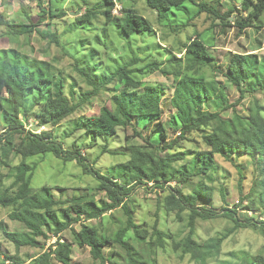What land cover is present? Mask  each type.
Wrapping results in <instances>:
<instances>
[{"label":"clouds","instance_id":"1","mask_svg":"<svg viewBox=\"0 0 264 264\" xmlns=\"http://www.w3.org/2000/svg\"><path fill=\"white\" fill-rule=\"evenodd\" d=\"M72 3L0 0V209L6 213L0 219L7 225L8 235L16 234L14 245L0 227V264H74L78 242L69 238L65 244L60 237L69 235V228L75 224L64 221L63 232H50L43 224L21 227L31 214L39 213L46 222L49 211L59 214L61 210L67 211L73 221L95 228L89 239H102L108 232L120 244L132 245L136 233L145 236L139 248H133V252L140 251L134 264H143L149 256L155 264H240L242 257L256 258L264 264V248L238 241L244 229L264 232V147L256 145L252 137L257 133L260 139L258 130L264 129V72L254 68L255 77L248 73L229 81L228 67L237 62V57L244 63L247 53L234 48L236 55H230L224 47L246 35L245 45L259 41L257 51L264 63V0H218L223 5L219 21L214 14L196 15L202 0H195L192 12L179 17L161 16L159 6L149 7L146 0H141L135 15L151 21L156 34L125 41L115 37L112 29L116 43L85 63L80 58L86 50L76 37H95L104 27V17L97 12L94 29L75 33V17L68 13ZM173 3L179 5L180 0H161L166 7ZM246 4L250 6L244 10ZM75 5L82 6L81 0H75ZM233 5L240 10L239 15H229ZM126 6H131L127 0H115L113 15L123 16ZM53 10L66 14L50 20L47 16ZM205 32L208 39L202 38ZM226 32L228 37L221 39ZM157 43L163 47H156ZM41 52L47 54L41 57ZM205 56L216 59L201 63ZM41 59L50 65V92L34 87L35 72L28 79L24 78L29 76L26 71L21 74L30 64L42 67ZM101 59L103 64L99 63ZM72 68L83 72L75 84L68 76ZM200 69L206 75L204 80L195 81L198 90L211 84L215 94L210 99L205 94L196 101L194 94L189 95V85ZM129 72L132 78L125 83ZM29 87L33 88L31 92ZM150 90L159 98L154 106L144 104ZM130 92L135 96L125 95ZM166 97L177 99L173 115L180 123L173 125L171 116L165 121L167 140L161 143L152 132L158 121L144 129L142 114L158 111ZM105 105L114 122L104 124V130L94 139L86 133L104 115ZM37 116L46 123L41 124ZM233 116L234 131L228 132V118ZM113 129L115 133L109 136ZM225 139L232 141L227 158L217 150ZM129 142L131 152L112 155ZM188 148L204 153L201 160L205 162L196 164L192 156H185L165 159L161 164L162 150L178 153ZM208 159L211 163L206 162ZM120 162L129 168L116 175L110 165ZM181 165H188V170L185 172ZM137 167L144 169L147 179L138 174ZM165 168L167 182L161 180L157 185L159 173ZM105 179L119 185V190L104 183ZM61 187L66 191L61 193ZM117 197L127 204L123 212ZM101 199L112 205L111 212L101 215L107 211V206H102L89 213L87 202L95 200L99 206ZM134 205L139 206L129 220L124 213ZM76 207L83 208L84 213L73 211ZM112 213L124 220L114 222ZM206 218L212 220L215 231L202 230ZM144 219L149 221L146 226ZM53 236L59 244H49ZM225 238L235 245L231 256L221 247ZM37 239L41 244L34 246ZM82 243L88 246L87 239ZM109 250L96 254L95 264H113L107 255ZM29 252L30 256L25 254ZM121 257L118 264H127L123 250Z\"/></svg>","mask_w":264,"mask_h":264},{"label":"trees","instance_id":"2","mask_svg":"<svg viewBox=\"0 0 264 264\" xmlns=\"http://www.w3.org/2000/svg\"><path fill=\"white\" fill-rule=\"evenodd\" d=\"M147 4L149 7H160V15L161 16H165L169 10H171L172 8H182V5L186 2H191L193 4L196 5L195 0H180L179 5H177L176 3L171 4L170 7H166L163 6L161 4V0H146ZM100 7L102 9H104L103 11V15L105 16L107 21H111L114 22L115 24H118L121 27V30L123 33H125L126 35H132L135 33H146L149 31H154V25L152 22H150L149 20H147L144 16H138L135 15V13L138 11L136 8L134 7H128L125 8L124 7V12H123V16H117L113 15V10L115 8V0H103L100 4ZM250 5L246 4L245 9L247 10V7H249ZM200 8V12H207L208 14H214L216 15L217 20L220 19V8H222V6L218 3V0H202V3L199 5ZM238 12V14H240V10H238L237 8L231 9V12L229 13V15H231L232 13ZM94 13L93 10L87 9V11L79 16H77L75 18L74 21H78V22H86L88 20H90L92 14ZM66 13L64 11H59V12H54L51 11L49 13V15L51 16V18H60L61 16L65 15ZM255 19V17H254ZM231 26V25H229ZM258 49V48H257ZM257 49H255V51H252L250 53H248L247 51H245L247 53V57L244 63H239V59H242L241 57H237V62H234L232 64H230V66L228 67L227 73H226V78L231 81L233 79V77L236 78H243L246 74L250 73L251 77H255L257 75V71H254V68H258V70L260 72H264V63H262L261 60V56L258 53V51H256ZM95 51L93 49L92 55H94ZM230 55H236L235 52H230ZM216 59V57H208L205 56V60L202 61L201 63H208L212 60ZM81 63H85L80 59ZM34 63V62H33ZM42 67L40 68H34L31 64L28 66L27 69H22V75L23 72L26 71L29 76H25V79H28L31 76V73L35 72L36 75L34 77V79L36 80V84L34 85V87L37 88V90L41 89V88H47L48 91H51V85L53 83L52 79L50 78V76L48 75V69L50 67V65H48L43 59H41L40 61ZM203 69L197 70L196 75L193 78V82L189 85V87L192 89V92L189 93V95H193L194 94V98L196 101H199L201 96L207 94V97L210 99L212 97V95H214L215 93L212 91V89L214 88V85L208 84V85H202L200 86V88L202 90H198V86L196 84L195 81L197 80H204L205 79V74L203 72ZM79 75H83V72L80 69L77 68H72V71L68 73L69 76V80L71 83L75 84L78 83V79L77 77ZM132 78V73L129 72L128 75L125 77V83H127L129 80H131ZM221 83V82H219ZM33 90L32 87L28 88V91L31 92ZM151 91L150 90V95L147 99H145L144 104L146 106H154L157 102H158V97L157 96H153L151 95ZM125 95H132L135 96V92H130V93H125ZM117 99L116 97H113V100ZM168 103L170 104L171 107L175 108L178 106V101L175 98H171L170 102H163V106L158 110V111H145L142 114V118L144 119H158L157 117H159L162 113H163V109L164 106H167ZM253 111H255V109H253ZM35 115V114H34ZM150 117V118H149ZM130 119L134 118V115H130L129 117ZM37 119H40L41 124H45L46 121L44 119H42L41 117L37 116ZM150 120H146V125H149V123L151 122ZM229 119V127H228V132H233L234 129L231 127V125L233 123L236 122L235 117H230ZM251 119V118H249ZM176 121H178L180 123V120L177 116L174 117V123H176ZM114 122V118L108 114L107 111V106L105 105V109H104V115L100 118L99 121H97L93 127H91L89 129L88 133H92L95 138L96 136L102 132L104 130L103 126L104 124H110ZM158 126V125H157ZM161 131L158 133L160 136V140L161 143H164L167 140L166 137V130L165 128H163V125ZM153 133L156 132L155 129L152 130ZM259 136L260 139H257V133H253L252 137L253 139L256 141V145L264 147V144H261V139H264V129H259ZM115 133V129L112 130V132L109 133V136L113 135ZM87 134V133H86ZM223 134V133H221ZM125 140H128V137H124ZM242 143H251L250 141H241ZM173 143H175V141H173ZM232 141H229L227 139H225V141L223 142L222 145L218 146V151L220 153L221 156L227 158V156L229 155V153L232 151V147H231ZM125 149L121 150V152L119 153H115V154H128L129 152L132 151V147H131V143L129 142L128 145H124ZM238 147V146H237ZM253 151H255L256 149L253 148ZM168 153V152H166ZM195 155L193 157V159L195 160L196 164H201L204 163L205 161L201 160V157H203L205 154L202 152H199L197 149L195 150ZM193 153V154H194ZM211 153L208 154V157H211ZM161 156L163 157V159H161V164L163 165L165 162V159H171L172 157H177V158H184L186 156V154L184 152H179V153H172L169 152V154L167 155H163V153H161ZM207 163H211V160L208 159L206 161ZM181 167L183 168V170L186 172L188 170V165H181ZM118 171L119 174L121 175L123 173L124 170H127L129 168V165L127 163L124 162H120L118 164ZM137 172L140 175H144L145 178L147 179V175L144 172L143 168L137 167ZM168 176V171L165 168L164 171H161L159 173V176L156 180V184L159 185L161 180H164L165 183L166 181V177ZM104 183H108L111 185V181L108 180H104ZM112 187L116 188L119 190L120 186L119 185H111ZM47 195V193H46ZM33 204L36 203L35 199H33ZM104 204L102 205H97V206H93L91 208H88L89 213L94 212L97 210L98 207H102V206H107V211H103L100 214L104 215L105 213L109 212L112 210V205H109L107 201L103 202ZM117 204L118 205H122V207L124 209L127 208V204H124L123 201H120L119 198L117 197ZM73 211L83 214L84 213V209L80 208V207H76L73 209ZM129 220H131L132 218V213L130 211V209L127 211ZM22 219V218H21ZM88 219H93L92 215L89 214ZM210 218H206L204 220H209ZM64 221L68 222V225H72L73 223L77 222V221H73L72 218L68 215V212L65 210H61L60 213H56L54 211H49L47 213V221H43V219L41 218L39 213L36 214H31L28 218V222L25 225V227H35L39 224H43V226L47 229H49V231L51 232L53 229H58L61 232L64 231L65 229V224ZM0 227H3V229L5 230V235L7 236V239L10 240L14 245L16 244V240L13 239V235H8L6 229H7V225L4 224V222H0ZM135 227H139V225H136ZM95 232V228L91 227L89 224H81V229L79 230V232L77 233V239H78V244L80 246H84V244L82 243L83 239H87L88 240V247L90 248V252L93 256V258L95 259V255L99 254L101 251H103L107 244L109 242H116V238L109 236V235H105L103 234L102 239H89V237ZM261 234H263L264 236V232H260ZM18 234V233H17ZM138 238V240H144L145 236L139 235L138 233L135 234ZM226 239V238H225ZM61 240V238H60ZM60 240H56L55 243L59 244ZM65 244L68 243L69 240H63ZM224 241V240H223ZM223 241H221V245L223 243ZM37 240L34 241V246H38L37 245ZM179 243V242H178ZM127 253V264H134V259L137 255H139V252H133V245H128L127 243L125 244H121ZM17 247H19V245H17ZM179 250V249H178ZM111 257V256H110ZM112 258V257H111ZM113 260V264H118V262L114 259ZM143 264H149V262H146L145 260L143 261ZM250 264H260L259 259L253 258L250 260Z\"/></svg>","mask_w":264,"mask_h":264},{"label":"rangeland","instance_id":"3","mask_svg":"<svg viewBox=\"0 0 264 264\" xmlns=\"http://www.w3.org/2000/svg\"><path fill=\"white\" fill-rule=\"evenodd\" d=\"M102 1L103 0H81V5L82 6H80V5H75V0H73V3L69 4V6H68V13L71 14L72 16H74L75 18L77 16L85 13L87 11V9H90V10L94 11V13L92 14L90 20H88L86 22L73 21V26H74L73 31L75 33L87 32V31H91L92 29H94L96 27V24L98 23V21L96 20V13L97 12H99L100 15H102L104 17V27H102L100 29V32L95 37H93L91 39L89 37H87V36H83V37L77 36L76 37L77 43H79L80 47L86 50L85 56L80 58L83 62H86L87 60H91V59H94L96 57L101 56L103 51L106 48H111L116 43L115 37H119L122 40L129 41L130 38H132V37L154 36L156 34V28L154 26V29H155L154 31H149V32H146V33H135V34H132V35H126L125 33L122 32L121 27L118 24H115L114 22H111V21L109 22V21L106 20L105 16L103 15L104 9H102L100 7V5H99ZM116 1L118 3L121 2V0H116ZM207 1H210V0H207ZM127 3L129 5H131V6H126L125 8L134 7L137 10H139L137 6L138 5L142 6L141 0H127ZM221 6L223 7V5H221ZM194 7H196L195 4H193L191 2H186V3H184L182 5V8H179V9L172 8L171 10L168 11V13L166 15L170 14L172 17H179L181 14L188 15V14H190L192 12ZM234 8H236L235 5H233L232 9H234ZM123 9H124V7H123ZM53 11L54 12H59L57 10H53ZM76 12H79V14L78 15H74V13H76ZM201 13H207V12H197L196 15H201ZM235 14L239 15L238 12H235ZM117 16H120V15H117ZM114 17H115V15H114ZM47 18L50 19V20L59 19V18H54V19L51 18V16L49 14H48ZM217 21H219V20H217ZM205 22H206V20H205ZM64 23H67V21H64ZM157 23H159V21H157ZM193 26H195V25H193ZM45 27H48V25L46 24ZM229 28L231 30L232 26H229ZM112 29H115V37H112ZM241 35H242L241 41L228 43V44H226L224 46L225 50L229 51V54H230V52H234V51H232L234 48H242L245 51H247L248 53H250L252 51H255V49H257V48H259L261 46L259 41H257L255 44L245 45L243 43V41L247 40L248 37L246 35H243V34H241ZM227 37H228V33L226 32L221 37V39H225ZM202 38L208 39V33L205 32L203 34ZM69 43H71V42H69ZM144 47L148 48V47H150V45H144ZM156 47H158V48L159 47H163V45L157 43ZM93 49L95 51L94 55H92ZM46 54L47 53L41 52V57H43ZM99 63L103 64L104 63L103 59H101L99 61ZM204 74L206 75L205 72H204ZM220 82L223 83V81H220ZM170 99L171 98L166 97L164 101L165 102H170ZM173 110H174V108L171 107L170 104L168 103L167 106H164L163 113L159 117H157L158 119H155V118L151 119L149 117L151 119V122L149 123V125H146V122L148 120H150V119L147 120V119L143 118V120H144V129H149L150 125H152L154 121H158V123L155 124V128H154L156 130V132L153 133V134H157L159 136L158 133L162 129L161 125H163V128L166 129L164 131H166V137H167L168 129L166 127L165 121L168 120L169 117L171 116V122H172L173 125L179 123L178 121H176V123H174L175 115H173ZM89 134L92 135L93 138L95 139V136L92 133H87L86 135H89ZM173 134H175V133H173ZM219 134L222 135L221 133H219ZM123 149H125L124 145H122V147H121V150H123ZM195 150L196 149H194V148H188V149H185L184 151H181V152H184L186 154V156H192L193 153L195 152ZM169 152H171V151H168V153L163 152V150L161 151V153H163V155H167V154H169ZM112 155L116 156V155H121V154L112 153ZM123 155H126V154H123ZM118 164L110 165L112 171L116 175L119 174V171H118V168H117ZM69 167H71V163H69ZM72 178L75 179V175L74 174H73ZM58 190L61 193L66 191V189L64 187H61ZM104 201H106V200L101 199L100 200V205L104 204L103 203ZM87 203H88V208H91L93 206H97V203H96L95 200H90ZM138 206L139 205H134L133 208L130 209L132 214L134 213L135 208L138 207ZM120 211L123 212L124 208L121 207ZM109 212H111V211H109ZM107 214H108V212L105 213L104 215H107ZM4 215H6V213L4 212L3 209H0V217H2ZM124 215L128 216L127 212L124 213ZM9 218L12 219V217H9ZM137 218H139V217H137ZM112 219H113L114 222L118 223V222L123 221L124 217L123 216L117 217L115 213H112ZM91 221H92V219H89V222H91ZM0 222H4V221L2 219H0ZM142 223H143V225L146 226V225H148L149 221L147 219H144V220H142ZM73 224H75V226H72V227L69 228V235H62L60 237L61 240H69V238H72V239H75L78 242L77 233L81 229V224L79 223V221H77V222H75ZM21 227H25V225L22 224ZM202 230L215 231L216 227L213 225L211 219L203 220L202 221ZM116 231H117V234H119L120 230L117 229ZM103 234L109 235L108 232H104ZM112 237H114V236H112ZM114 238H116V237H114ZM261 240H264L263 234H261L260 232H257L255 229H244L238 234V241H245V242H248L251 245H257L258 244L261 248H264V243H261ZM53 241L54 242L56 241L55 236H53L52 240L49 241V244L51 245V243ZM139 241L140 240H138L137 236L135 235V239L133 240V244H132L134 246V248H137V249L139 248ZM37 242H38L37 245L39 246L41 244V240L37 239ZM114 244H115V250H113ZM221 247L226 251L227 255L231 256L232 255V249L235 247V245L232 243V241H229L226 238L223 241ZM106 248L110 249L108 251L107 255L109 257L111 256L112 259L116 260L117 262L119 261L120 258H122L121 257V251L122 250L125 252V255L127 257V253H126L125 248L118 241L109 242L107 244ZM142 251H144L145 255L148 254L147 250H142ZM177 251H179V250L177 249ZM138 252L140 254V251H138ZM25 254L30 256L32 253L29 252V253H25ZM76 255H77L78 259L74 262V264H95V259L93 258L92 254L90 252V248L88 246L85 248L84 246H80L78 244V249L76 251ZM6 259H7V257H6ZM250 260L251 259H249L247 257H242L241 261H240V264H250ZM145 261L149 262V264H155V261L150 256Z\"/></svg>","mask_w":264,"mask_h":264},{"label":"water","instance_id":"4","mask_svg":"<svg viewBox=\"0 0 264 264\" xmlns=\"http://www.w3.org/2000/svg\"><path fill=\"white\" fill-rule=\"evenodd\" d=\"M78 14H79V12L74 13V15H78Z\"/></svg>","mask_w":264,"mask_h":264},{"label":"built area","instance_id":"5","mask_svg":"<svg viewBox=\"0 0 264 264\" xmlns=\"http://www.w3.org/2000/svg\"><path fill=\"white\" fill-rule=\"evenodd\" d=\"M117 5V4H116ZM120 12H122V8L119 9Z\"/></svg>","mask_w":264,"mask_h":264}]
</instances>
